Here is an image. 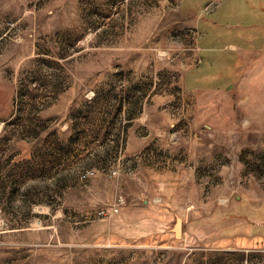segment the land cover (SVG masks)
Returning a JSON list of instances; mask_svg holds the SVG:
<instances>
[{"label":"rangeland","instance_id":"374dc122","mask_svg":"<svg viewBox=\"0 0 264 264\" xmlns=\"http://www.w3.org/2000/svg\"><path fill=\"white\" fill-rule=\"evenodd\" d=\"M217 1L197 36L191 0H0V264H264V57Z\"/></svg>","mask_w":264,"mask_h":264},{"label":"crops","instance_id":"0c3cea01","mask_svg":"<svg viewBox=\"0 0 264 264\" xmlns=\"http://www.w3.org/2000/svg\"><path fill=\"white\" fill-rule=\"evenodd\" d=\"M195 9H184L180 8L187 15L197 14L203 12L209 5H217L219 1L208 0L207 3L201 10L198 4V0H191ZM239 0H225L222 4H219V11H225L226 7L230 6L231 2ZM243 4L245 10L242 15L236 14L235 12H230L226 15V19L221 20V28L226 30V34L235 36V42H232L225 46V49L231 50L234 56L241 59L253 58V57H264V0H240ZM183 0H180V6H182ZM210 7V6H209ZM217 7L214 9L217 10ZM213 11V12H215ZM218 11V12H219ZM202 21L206 24L209 22L205 20V15H198L196 19V34L198 33V26ZM216 24V23H214ZM204 42L206 40L204 39ZM204 44V43H203ZM196 50L198 52L199 62L201 63L200 56L202 53L214 52L210 48L202 47L201 42L197 41ZM213 50V49H212ZM216 52V51H215ZM192 72V71H191ZM188 72L187 74H190ZM204 88V87H202Z\"/></svg>","mask_w":264,"mask_h":264}]
</instances>
